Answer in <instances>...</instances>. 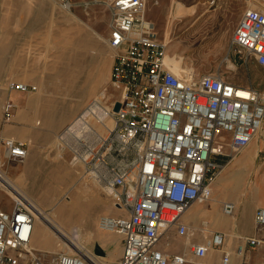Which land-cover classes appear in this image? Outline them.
Segmentation results:
<instances>
[{"label": "built area", "instance_id": "1", "mask_svg": "<svg viewBox=\"0 0 264 264\" xmlns=\"http://www.w3.org/2000/svg\"><path fill=\"white\" fill-rule=\"evenodd\" d=\"M146 1L81 0L86 9L98 5L108 13L110 80L120 94L105 109L111 128L103 136L89 131L90 140L77 137L71 160L81 162L87 174L108 190L119 211L100 215L97 221L100 230L122 238L121 255L114 264H214L206 260L211 251H219L217 264H233V255L237 264H264L246 258L249 250L264 246V238L243 236L231 252L222 249L226 235L211 231L201 242L189 244L188 258L158 247L172 230L188 236L189 224L182 215L193 204L208 201L211 184L223 167L221 157L235 156L258 132L264 134V95L252 86L233 84L220 73L186 79L171 72L164 61L167 42L144 15ZM58 4L70 10L76 2ZM230 45L264 66V11L245 8ZM9 87L20 92L36 89L24 82H11ZM116 102L120 106L113 111ZM13 108L11 101L4 103L5 120H10ZM0 156L23 161L27 144L0 136ZM11 199L10 210L0 208V264H97L90 252L57 251L49 257L34 249L32 206L18 194ZM236 207L229 200L220 202L226 216L235 214ZM253 222L264 229V206L255 209ZM204 226L201 221L198 230Z\"/></svg>", "mask_w": 264, "mask_h": 264}, {"label": "rangeland", "instance_id": "2", "mask_svg": "<svg viewBox=\"0 0 264 264\" xmlns=\"http://www.w3.org/2000/svg\"><path fill=\"white\" fill-rule=\"evenodd\" d=\"M202 1L204 0H185L183 2L172 0L175 5L164 15L163 19L168 22L164 34L168 42L166 53H168L170 63L173 65L171 66L174 74L177 75V71H182L184 66L190 67L192 71L187 79L203 73H220L231 83L252 86L264 95V66L258 65L252 58H246L243 54L236 53L230 45L231 36L230 38L190 37V35L184 34L183 30L172 34L169 38V26L176 19L180 20L181 25L193 23L195 24L194 30L199 29L208 13L206 5ZM75 2L76 5L66 11L59 6L57 0L58 25L53 28L48 26L56 34V38H0V129L17 122V128L22 130L19 132L23 134L17 139L27 144V156L23 161H11L0 156L1 161H3L1 170L13 180L16 179L11 177L12 172L22 170L25 175L26 189L35 198L39 195V188L43 183L48 185L54 197L59 198L68 193V195H74L76 194L75 187L81 188L78 205L90 211L92 216L90 221L81 222L79 217L76 219V222L81 224L82 235H86L83 237L82 244L84 251L90 252L95 259H99L104 264H114L121 253L119 244L113 246L111 243L105 244L101 240L109 241L110 238L105 236L108 234H112V236L114 234L119 239L120 235L116 232L99 230L97 221L100 215L111 214L105 210L110 208V205H112V209L116 210V208L112 204L108 190L87 174L81 162L71 160L74 155L73 150L77 149L78 138L85 136L90 140L92 135L88 132L95 130L90 126L80 124L76 126L73 133H69L66 127L76 124L81 118H78L79 115H83L90 103L96 101L97 96L100 97V93H102L103 99L101 98L99 106L104 109L110 107L113 99L119 97L120 89L112 85L110 80L113 50L106 41L107 11L98 5L86 9L81 5V0H75ZM164 2L168 3L170 0H164ZM214 2L217 5L220 0ZM221 2H227L229 6L226 7L225 12L218 15V18L232 28V31L239 20V14L249 4L264 10V0H256L253 3H247L245 0H222ZM177 3H181L192 11L173 19L172 17L176 15ZM232 3L235 5L234 13ZM158 6L153 3V0H147L144 10L145 17L154 21L156 25H159L160 22L158 11H156ZM73 8L80 11L81 18L74 27L70 26L67 20V15ZM218 8H222V6L220 5ZM93 31L99 32L102 40H97ZM64 40L68 44L62 49H58L57 47ZM53 45L56 47L51 48ZM231 64L234 69L230 67ZM11 82H24L28 85H34L36 89L22 92L24 97L14 103L5 96L6 91L11 89L9 87ZM7 100L14 104L10 120L16 111V117L11 122L4 119L3 105ZM85 113L84 116L87 118ZM83 131L87 132L83 133ZM2 137L16 140L12 136ZM224 152L228 153L229 151L226 148ZM232 156L221 157L223 167L232 164L234 160ZM223 167L217 174V176L219 175L218 178L224 173ZM244 180L246 189L255 183L258 194L257 200L253 202L246 200V197L241 199L240 196L243 203L236 207L235 215L237 214L238 217L248 216L249 208L254 202H257L260 207L264 206V149L259 151L257 160L253 161L251 170L244 176ZM32 181H35L36 185L33 186ZM230 194L235 195L236 193L230 189L228 195ZM11 195L7 187L0 184V208H6L9 204L12 207ZM230 197L231 195L222 198L220 202L230 200ZM207 204L204 203L201 206ZM52 205H49V209L52 208ZM194 205L198 204L195 203ZM218 209L221 210L220 203ZM206 221V219L202 220V222ZM253 225H255L254 222ZM198 228V225L193 224L187 237L178 236L172 230L168 235L170 239L163 236L160 244L165 246V249L170 253L188 254L189 250L186 249H188L189 244L193 241L200 242L201 232L195 231ZM91 231L96 232V234L94 235ZM90 236L99 239L92 240ZM233 236L234 234L227 233L226 242L228 244H231L230 238ZM58 239L56 238L58 246L55 247V252L60 251L57 248L59 243H62ZM188 242L190 243L186 246ZM231 246L235 247V244L232 242ZM73 251L76 250L64 248L62 252ZM41 252H46L49 257L54 253L49 252L48 249H42ZM249 255L251 259H256L259 256L264 258V246L249 250Z\"/></svg>", "mask_w": 264, "mask_h": 264}, {"label": "crops", "instance_id": "3", "mask_svg": "<svg viewBox=\"0 0 264 264\" xmlns=\"http://www.w3.org/2000/svg\"><path fill=\"white\" fill-rule=\"evenodd\" d=\"M179 1L183 2L185 0H179ZM214 1L216 0L202 1V3L206 5L208 13H207L206 19H204L202 23L200 24L199 29L194 30L195 24L193 23L181 25L179 22L180 20L176 19L169 26V38L170 36H172V34L176 32L179 33L183 30H184V34L190 35V37L203 36V38H230L233 32L232 28L228 27L227 24H224L218 18V15H221L223 12H225L226 7H228L229 5L227 2H221L222 0H220V3L216 5ZM155 5H159L156 11H158V17H159L160 22H159V25H156L155 22L154 21L153 22L157 28L159 38H165L164 34H165V28L167 27V22H166V19H163V18H164L165 13L168 10H170L172 6L175 4L172 2V0H170V2L168 3H165L164 0H158L157 4ZM220 5L222 6V8H218ZM232 11L233 13L235 12L234 3H232ZM57 12H58L57 0H0V38H56L55 37L56 34H54L53 30L52 29L50 30L48 26L50 28L57 27L58 25L57 24L58 23ZM239 12H240V9H239ZM240 15L241 14H239V17ZM67 18H68L67 20L69 21L70 26H73V27L76 26L78 21L81 19L80 11L77 10L76 8H73L72 11H70V14L67 15ZM49 24H51L52 26H50ZM171 65L172 64L170 63L169 66L173 68L172 67L173 65L172 66ZM0 68H1V64H0ZM0 79H1V69H0ZM23 94L24 93L18 92L17 90L9 89L6 91L5 96L9 97L10 100L16 103V101H20L24 97ZM15 117H16V111L14 112L13 118L9 122H11ZM28 118L30 117L28 116ZM16 124L18 123L15 122V124H9L8 126L1 128L0 135L1 136H12L16 140H19L17 139V137L23 134H20L19 131H22V130H19ZM254 148L256 150V154H255L253 161L255 162L258 158L259 151L261 149H264V134H262L261 132L257 133L252 138V140L234 156L233 159L235 160L237 158L239 161L247 160L249 153L253 151ZM11 175H12L11 177L16 179L17 182L18 180L19 182L21 181L20 183L19 182L18 183L21 184L22 188L26 189V184H25V179H24L25 175L22 170L18 172H12ZM225 176L228 177L227 174ZM228 185H229L228 181H225L224 179L218 180L217 176L213 180L211 184L212 186L211 188L213 192V198L217 206L220 203V200L224 198V192L226 193L228 192V190L224 191V188H227ZM232 198H233V195H232ZM258 205L259 204L257 202H254L250 207L248 216L238 217L236 214L233 221L225 220L224 222L225 225L224 223L215 225L211 221L213 220V217H214L211 214H206V215L199 214V216H197L198 218H196L194 221H192V219H188L187 221L183 220V221L186 222L187 224H192V225L196 224L199 226L201 225V221L203 219H206L207 220L206 224L211 229V231L213 230L212 232H222L226 236H227V233L234 234V236L230 239H231V244L233 242V244H235L236 246L240 242V238L242 236L264 238V232H262V230H257L255 226L253 225V214H254L255 209L257 207H260V205L259 206ZM208 207H209V204L204 206L206 210L208 209ZM2 209L10 210L11 206L9 204L8 207L2 208ZM105 210H108V212L111 214L119 213L117 209L116 210L114 208L112 209L111 205H110V208L105 209ZM208 223L210 224L213 223V224L210 225ZM226 223L229 225H227ZM91 232H93L94 235L96 234V232L94 231H91ZM107 237L110 238L109 241H106V239L105 241L101 239L100 240L102 242H105V244L111 243L113 246H115L118 243L120 246V249L122 250L121 236H120V239L114 234L113 236L112 234L111 235L109 234V236ZM90 238L92 240L99 239V238H95V236H90ZM231 244H228L225 241V245L223 246V249L232 248L234 250L235 247H232ZM183 246H184V242H183ZM158 247L161 250L167 251L165 249V246L160 244V241L158 243ZM233 250H230V251L232 252ZM213 252L219 253V251H213ZM248 257L250 258L249 252H248ZM237 260H238L237 257L233 255V264H237ZM253 260L260 261V260H264V258H262V256H259L258 258L253 259Z\"/></svg>", "mask_w": 264, "mask_h": 264}, {"label": "bare ground", "instance_id": "4", "mask_svg": "<svg viewBox=\"0 0 264 264\" xmlns=\"http://www.w3.org/2000/svg\"><path fill=\"white\" fill-rule=\"evenodd\" d=\"M249 6H250V8L262 10L259 7L252 5V4H249ZM66 11H68V10H66ZM191 11H192V9H187L181 3H177L176 15L173 16L172 18L173 19L179 18V17H181V16H183V15H185ZM262 11H264V10H262ZM93 33L95 34V37L97 38V40H102V36L99 32L93 31ZM164 41L167 42L166 38L164 39ZM67 44H68V42L64 40L61 45H59V46L57 45L58 46L57 48L62 49V47H65ZM167 44H168V42H167ZM53 47H56V45L55 46L53 45L51 48H53ZM164 61H165L166 67L171 72H173V68H171L169 66L170 65V59L168 57V53L165 54ZM230 67L232 69H234L232 64L230 65ZM181 70L182 71H180V70L177 71V76H179L181 78L187 79V77H189L192 73L190 67L184 66ZM101 95H102V93H100V95H99L100 97L97 96L95 98L96 101L98 102V104L96 102L90 103V106L86 108V110L83 112V115H79L78 118L81 117L80 120H78V122L76 124H74V125L72 124V125L66 127L67 132L73 133L76 126L80 125V124L86 125L87 127L90 126L91 128H94L96 133L99 135H103L108 128H111V126L113 124L112 119L110 118V116L106 115L105 109L102 106H99V103L101 102ZM84 113L87 115V118L84 116ZM90 119H92V120L90 121ZM56 142H58V141H56ZM53 143H55V142H53ZM255 154H256V150L254 148V150L249 153L247 160L239 161L236 158L234 161H232L231 165L229 164L230 166H228V167L224 166L223 167L224 173L218 178V180L224 179L225 181L229 182V185L227 187L229 189L224 188V191L231 189V191H233V193H236L235 195H233V198H231L232 194H230L231 197L229 200V201L233 202L236 206L241 203L240 202V196H241V198H244V199L246 197V200H249L250 202L257 200V194H258L257 190L258 189L256 188L255 183H254V185L249 186V188H247V189L244 186L245 185L244 176L248 172H250ZM226 174H228V177L225 176ZM1 176H2V180H0L1 186L7 187V190L9 192H11V194H12L11 196L13 198L15 196H17V194H18V195H20V197L25 199L29 203L30 206H32L31 207L32 213L34 215L33 234H32L33 239H32V244H31L32 247L36 248L38 251H41L42 249H48L49 252H55L54 251V250H56L55 247L58 246V244H56V238H59L62 243H59V247L57 249H59L60 251L61 250L63 251L64 248H67V250L72 249V250H76V251L87 252V251H84V248L82 245L83 244V237H85L86 235H82V231H80L81 224L78 221L76 222V219H77V217H79L81 222L86 221V220L90 221L92 216H91L90 211H87L86 208L78 205V203H79L78 197H80L79 192H81V190H80L81 188L75 187L76 194L73 193L74 195H72V194L68 195L69 193L67 192L68 193L67 195H64V196L59 198V197H54V195L49 190L48 185L43 183V184H41V187L39 188L40 189L39 195L37 194L38 196L35 198V197H33V195H30L28 193L27 189H24L21 187V184H19L21 181L19 182V180H18V182H19L18 183L16 180L9 178L4 172H2ZM79 178H83V177H79ZM35 183H36L35 181H32L33 186L36 185ZM104 191H105V189H104ZM211 193L212 194L207 201L209 204V207L207 210L204 208V206H201L202 204H198V205L193 204L184 212V214L182 215V220L187 221L188 219H192V221H194L196 218H198L197 216H199V214H205V215L211 214L214 216L213 220H211V221L215 225L216 224H222L225 222V220H232L233 221L235 218V214H233L232 216L224 215L221 212V210L218 209V206L216 205V203L214 201L212 188H211ZM107 194H108V192H107ZM230 195H228V192L227 193L224 192V198H227ZM50 204H53V205H52V208L49 209ZM43 205L46 207H44ZM111 207H112V205H111ZM46 208H48L49 211H47L48 209L46 210ZM206 223H207V221H206ZM213 223H211V224H213ZM208 224H210V223H208ZM190 225L188 226L189 230H192L191 229L192 224H190ZM224 225H225V223H224ZM227 225H229V224H227ZM97 228H98V226H97ZM198 229H196V231L201 232V234H200L201 238H199V241L201 242V239L203 240L204 237H206V234L208 232H211V229L208 227L207 224H206V226L203 227L202 231H200ZM89 234H91V233H89ZM193 235H194V233H193ZM105 236H109V234L105 235ZM189 243L190 242L186 243V246ZM186 250H188V249H186ZM229 250H233V249L231 248ZM184 255H187V258L190 257L188 254H184ZM218 258H219V253L213 252V251L210 252L206 256V260L211 261L214 264H217ZM246 258H249L248 253H246ZM237 259H238V257H237ZM95 262L97 264H104L99 259H95Z\"/></svg>", "mask_w": 264, "mask_h": 264}, {"label": "water", "instance_id": "5", "mask_svg": "<svg viewBox=\"0 0 264 264\" xmlns=\"http://www.w3.org/2000/svg\"><path fill=\"white\" fill-rule=\"evenodd\" d=\"M120 104L116 102L113 107V111H117L119 109Z\"/></svg>", "mask_w": 264, "mask_h": 264}]
</instances>
